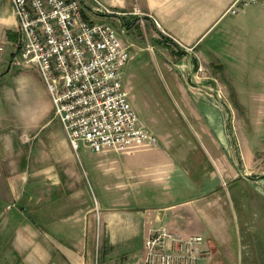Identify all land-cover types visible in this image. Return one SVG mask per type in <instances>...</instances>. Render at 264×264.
I'll return each mask as SVG.
<instances>
[{"label":"crops","instance_id":"crops-1","mask_svg":"<svg viewBox=\"0 0 264 264\" xmlns=\"http://www.w3.org/2000/svg\"><path fill=\"white\" fill-rule=\"evenodd\" d=\"M83 1L89 4L90 0ZM96 1L126 15L114 26L118 31L124 27L125 35L132 39V43H123L130 46L132 59L143 47L146 30L158 40V63H165L161 48L178 52L179 78L184 80L180 96L185 98L193 127L210 114L193 112L186 96L204 99L207 93L216 95L211 89L219 84L217 70L223 73L226 69L221 56L237 69L254 66L255 88L241 94L252 98L254 115L264 111V9L260 6H249L232 16L227 10L234 0ZM134 8L145 15L143 26L133 15ZM83 14L87 20H101L86 8ZM12 30H18V23L9 1L8 6L0 7V41L13 47L8 71L14 68L10 62L18 40L7 35ZM214 36L218 47L201 49ZM222 37L223 47L219 43ZM38 85L45 95L39 112L45 119L39 124L41 114L34 111L21 114L16 124L8 122L1 105L13 96H0V156L4 152L8 162L5 171L0 167V214L3 203L12 197L26 215V219L15 222L12 217L0 224V264H141L145 240L159 229L183 238L204 237L207 253L200 264H264V170L260 169L262 162L256 166L258 152H251L248 145L245 156L239 150L240 158L232 156V148H239L232 126L219 125L217 118L211 126L206 124L208 130L200 127L194 131L192 127V132L190 128L200 142L202 159H191L181 149L172 155L159 144L131 148V154L111 148L94 153L82 144L87 150L85 163L92 191L89 175L81 171L75 154L79 147L76 151L71 148L59 121L61 132L49 131L47 114L56 118L42 81ZM210 102L214 106L215 100ZM234 106L225 105L232 119L237 117ZM23 135L30 140L26 146L30 149L28 167L21 153L25 146L19 141ZM203 136L205 143H201ZM205 165L212 170L207 172ZM242 178L260 189H252L246 196L240 191L225 204V197L211 189L212 182L218 185ZM11 244L13 252L2 251Z\"/></svg>","mask_w":264,"mask_h":264},{"label":"built area","instance_id":"built-area-1","mask_svg":"<svg viewBox=\"0 0 264 264\" xmlns=\"http://www.w3.org/2000/svg\"><path fill=\"white\" fill-rule=\"evenodd\" d=\"M18 23L11 66L38 71L71 148H105L131 154L134 147H157L155 135L139 119L123 88L130 46L119 39L126 30L114 23L126 16L90 0H10ZM264 0H234L229 15ZM85 8L100 21L87 20ZM133 15L144 25V14ZM124 25V24H123ZM200 71V69L198 70ZM199 236L183 238L159 229L145 240L141 264H197L207 253Z\"/></svg>","mask_w":264,"mask_h":264},{"label":"rangeland","instance_id":"rangeland-1","mask_svg":"<svg viewBox=\"0 0 264 264\" xmlns=\"http://www.w3.org/2000/svg\"><path fill=\"white\" fill-rule=\"evenodd\" d=\"M9 1L10 0H0V7L8 6ZM136 10L138 9L136 8ZM139 30H141L140 27H138V31ZM9 34L18 38V30H12V32L7 33L8 36ZM119 39L123 43H132V39L128 35H119ZM223 39L224 38L222 37L219 40L222 47ZM216 40L217 36L210 38L204 43L201 49H208L211 47L217 48L218 45L216 44ZM155 41L158 40L152 38L146 30L145 37L143 38L144 44H141L143 47H140L141 51L137 53L134 59L131 58L124 69L123 88L126 90L128 100L139 119L150 131H152L157 138L159 145L166 150H169L172 155L178 154L179 149H181L185 151V154H190L191 159H202V152L199 148L200 142L192 136L190 128L192 132L196 129L200 130V127L203 130H208L206 124L208 123V125L211 126L212 120L218 118L219 125H223L224 123L225 126H232L234 130V136L240 149L237 148L235 150V148H232V156L234 155L236 158H240L242 154L246 155L247 148L251 152L253 149L255 153L258 152V163L256 162V166L262 162L260 169L264 170V111L262 113L259 112V115H254L253 113L255 111L253 107H251L252 98L241 94L242 91L249 92L250 89L255 88L256 78L253 75L255 71L254 66L252 65L250 66L251 68L248 69H237L236 65L231 64L232 62L229 59L225 56H221L220 62L226 69L223 73L221 70H217V73H219L217 76L219 84L216 88L211 89V91L216 92V95L207 93V95L202 96L204 99L196 96H186L188 103L189 100L191 101L189 104L192 106L191 110L193 112L197 111L198 114L203 115V113L200 112L202 111L210 114V117H204L203 120L200 119L199 123H196L197 127H193L194 122L188 112V106L186 102L182 100L184 96H180V85L183 87L184 80L179 78L181 70L177 65L176 56H178V52L176 50V52H174L173 49L169 47L161 48L160 50L158 49L165 59V63H161V61L158 63L160 57L158 54L159 52L156 51V46L158 44ZM146 43L148 44L145 45ZM11 46L12 45L5 43L4 39H1L0 58L2 59H0V96H13L12 98H7L8 100L4 99V104L2 103L1 105L6 111V120L8 122L13 121L12 124H16V120L18 121L21 114L26 111H34L41 114V116L37 117V124H39L40 121L45 119V117L42 116V113H39L42 107L41 96L45 95L42 88L38 85V82L40 81L41 83L42 81L46 90L47 87L42 78H40L41 80L38 78V71L34 69L12 66L14 68H11L8 71L7 68L9 67V64L7 59L10 54L13 53V47ZM225 51L228 52L229 49H226ZM225 55L229 57L232 56L229 53H226ZM254 55H256V52ZM175 74L176 77H174ZM227 88L229 92L225 90ZM48 96H50L49 93ZM1 98L3 100V97ZM213 100H215L214 106L210 102ZM243 102H245V104H242ZM231 103L235 104L234 109L237 114L236 119L234 117L232 119L231 112L229 109L225 108V105L229 106ZM46 117V120H51L48 125L49 131L59 130V132H61L60 124L58 120L53 118V113L47 114ZM7 121L6 123L8 124ZM192 127L194 128V131ZM28 138L29 137L23 135L19 140L22 142V146H25L21 148V153L24 158H26V160L23 159L26 167H28L27 164L29 163L30 150L26 147L30 142ZM231 140H234V138L232 137ZM205 141L206 138L203 136L201 143H205ZM247 145L248 147L246 148ZM238 150L241 152V156L238 153L237 157ZM86 152L87 150H85L83 145L79 144V149L75 154L78 158L81 171H86L88 173L89 176H86L87 181L90 183L92 191H94L91 184V173L85 163ZM0 159V167L5 171L4 166L6 167L8 162L4 152L0 156ZM13 160L11 159L9 162L11 163ZM14 161L18 163V157H15ZM205 167H207V172L212 170L209 165H205ZM235 168L238 169L236 166ZM231 169H234V166L231 165ZM236 171L240 172L239 170ZM243 179L244 178L241 180H223L221 182V184H223L222 187H220V183L217 185L216 182H212L211 189L215 192V195L225 197L223 199L224 204L227 198L232 197V200H235L234 195L240 191L246 192L244 195L246 196L250 194L249 192L252 189H260L259 185L256 183L247 180L244 181ZM22 199L27 200L24 197ZM12 200L13 198L11 197L9 202H4L1 206L0 224H5V222L10 221L12 217L15 222L24 219V217L26 219L24 210L22 213V208L15 205V202ZM245 201L246 199H244V203ZM25 203L26 202H24V204ZM227 204L231 207L230 202H227ZM2 251L13 252V245H9L8 248ZM202 260L203 258L199 259L197 264H200Z\"/></svg>","mask_w":264,"mask_h":264}]
</instances>
